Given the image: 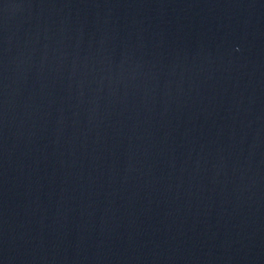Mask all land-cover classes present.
<instances>
[{
  "label": "water",
  "instance_id": "obj_1",
  "mask_svg": "<svg viewBox=\"0 0 264 264\" xmlns=\"http://www.w3.org/2000/svg\"><path fill=\"white\" fill-rule=\"evenodd\" d=\"M0 264H264V0H0Z\"/></svg>",
  "mask_w": 264,
  "mask_h": 264
}]
</instances>
